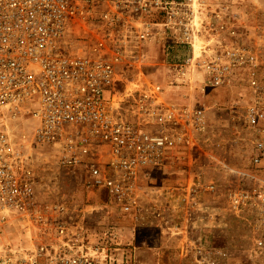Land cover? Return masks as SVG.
<instances>
[{"label":"built area","instance_id":"obj_1","mask_svg":"<svg viewBox=\"0 0 264 264\" xmlns=\"http://www.w3.org/2000/svg\"><path fill=\"white\" fill-rule=\"evenodd\" d=\"M256 13L232 15L208 0H0V264H117L116 235L88 232V210L39 200L36 148H51L61 167L84 171L86 187L104 192L135 229L169 230L195 263L219 264L226 252L192 238L202 230L198 220L214 216L208 197L219 195L203 165L182 181L144 184L175 154L193 166L195 153L207 155V107L167 105L162 85L142 72L129 82L126 71L142 70L144 51L160 44L178 78L171 85L189 84L198 71L204 93L245 74L252 93L245 122L260 164L264 10ZM22 127L29 133L19 134ZM225 196L233 215L253 212L255 245L264 250V184Z\"/></svg>","mask_w":264,"mask_h":264},{"label":"rangeland","instance_id":"obj_2","mask_svg":"<svg viewBox=\"0 0 264 264\" xmlns=\"http://www.w3.org/2000/svg\"><path fill=\"white\" fill-rule=\"evenodd\" d=\"M208 1L211 7L220 3L232 15L236 14V9H254L256 15L264 10V0H257L255 4L251 0H239L242 2L237 6L236 0ZM249 3L252 5L249 6ZM143 54L146 56L144 68L126 71L129 82L138 79L142 72V79L165 88V104L205 105L213 134L212 144L204 149L207 155L202 152L193 155L196 159L194 166L189 157L183 156V159L175 154L166 168L153 172L152 179L144 184L151 186L182 181L188 173L203 165L204 174L220 186L219 195L208 197V203L216 208L214 216L204 221L198 220L197 229L202 227V230L192 235V238L201 237L208 248L226 252L227 256L221 258L219 264H264V250L257 249L255 245L258 235L253 229V212L233 215L227 210L225 196L227 190L233 187L250 190L264 184V157L260 164L253 162L257 154L253 148L254 134L248 130L245 122V109L252 98L245 74L239 73L230 84L218 89H207L203 93V76L198 71H192L188 76L189 84H170L178 78L165 67L171 58L164 55L162 45H154ZM259 56L262 66L258 70V78L264 87V49ZM125 86L133 87L130 83ZM125 86L119 85L118 89L123 91ZM261 124L264 126V118ZM22 129L19 134L29 133L27 128ZM31 167L40 201L67 203L71 207L88 210L85 224L88 232L103 238L108 237V232L116 235L113 246L121 245L118 246L121 250L115 252L117 264H197L191 255L183 253L182 237H174L169 230L154 227L135 229L129 217L115 211L104 192H92L86 187L84 171L61 167L53 149H33Z\"/></svg>","mask_w":264,"mask_h":264}]
</instances>
